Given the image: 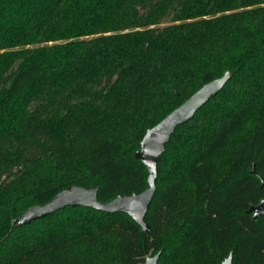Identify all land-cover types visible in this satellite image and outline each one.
I'll use <instances>...</instances> for the list:
<instances>
[{
	"label": "trees",
	"instance_id": "1",
	"mask_svg": "<svg viewBox=\"0 0 264 264\" xmlns=\"http://www.w3.org/2000/svg\"><path fill=\"white\" fill-rule=\"evenodd\" d=\"M225 71L157 158L148 230L78 205L11 223L69 185L144 190L145 130ZM260 178L264 0H0V264H264Z\"/></svg>",
	"mask_w": 264,
	"mask_h": 264
},
{
	"label": "water",
	"instance_id": "2",
	"mask_svg": "<svg viewBox=\"0 0 264 264\" xmlns=\"http://www.w3.org/2000/svg\"><path fill=\"white\" fill-rule=\"evenodd\" d=\"M228 79L229 72L225 71L221 76L204 83L160 121L145 130L138 142V149L133 153L134 158L143 164L147 173L146 188L141 192L118 195L108 201H98L96 189L92 186L85 188L69 185L54 194L47 202L29 206L13 218L11 223L15 226L28 224L31 220L46 216L65 206L78 205L110 213L123 212L137 223L142 231L148 230V225L144 222L143 217L155 191L156 161L164 150V144L168 141L174 128L188 121L195 111L223 87ZM250 171L255 173L253 166ZM260 187L264 190V179L262 178H260ZM246 212L251 213V219L264 215V193L257 204L248 206ZM158 256L159 252L146 256L142 262L134 264H156ZM220 264H231V252L222 259Z\"/></svg>",
	"mask_w": 264,
	"mask_h": 264
}]
</instances>
